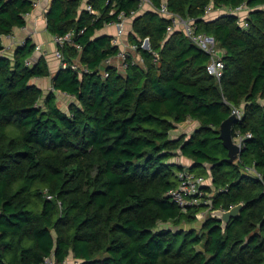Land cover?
<instances>
[{
  "label": "trees",
  "instance_id": "1",
  "mask_svg": "<svg viewBox=\"0 0 264 264\" xmlns=\"http://www.w3.org/2000/svg\"><path fill=\"white\" fill-rule=\"evenodd\" d=\"M36 1L0 0V264H264V0H52L47 32L73 33L60 48L68 66L53 76L44 57L30 63V40L10 55L2 44ZM163 2L214 39L219 78L180 29L167 33ZM241 5L243 19L227 12ZM121 12H135L124 34L140 62L105 67L120 49L99 32ZM49 77L43 97L32 80ZM56 92L73 99L66 112ZM232 109L242 111L232 137H251L228 163L219 127ZM187 120L198 127L171 139ZM182 170L210 180L209 211L166 196ZM238 204L223 231L210 212Z\"/></svg>",
  "mask_w": 264,
  "mask_h": 264
},
{
  "label": "built area",
  "instance_id": "2",
  "mask_svg": "<svg viewBox=\"0 0 264 264\" xmlns=\"http://www.w3.org/2000/svg\"><path fill=\"white\" fill-rule=\"evenodd\" d=\"M141 5H148L150 4L149 0H140ZM35 5V4H34ZM85 10L92 14L96 15L97 13L92 9L90 5H86ZM249 9L245 5H241L237 7L234 10H227V12L235 13L238 16H240L241 19L245 17V14H247ZM214 10L211 6L207 7L206 14L212 13ZM217 12H220L219 9L216 10ZM158 12L169 19L170 24L167 26V33H171L175 29H180L183 34L192 42L194 43L198 48H200L202 51H204L209 56V63L207 65V71L210 75L219 78L222 74V68L223 63L220 58V51L217 48V45L214 41V39L210 36H207L202 33L196 32V27L194 25L193 20H186L182 19L176 14L170 13L167 10V7L165 3L163 2L161 4V7L158 9ZM240 13V14H239ZM135 12H131L130 15H126L123 12H121L118 17L117 21L114 22L115 26V34L112 37L111 43L114 45L119 44V39L124 35L125 32V25L129 21V19L134 16ZM28 14H26V17ZM73 33L68 32L64 36L61 37H54L53 41L56 45V50L54 52L55 58L60 62L61 68H66L68 65L64 61L63 54L60 50V48L67 43H71ZM145 39L141 47L144 49L148 48V44L146 46ZM148 43V41H147ZM79 48V47H78ZM126 49L128 50H119L118 54L116 55V59L120 60L118 63H120V66H117L116 64L111 63V58L104 61L103 65L106 66H117L120 68H124L126 66V58L136 52V46L132 44H128ZM2 53L0 52V55ZM133 54V55H134ZM137 56V57H136ZM135 60H138L140 62V58L138 55H135ZM27 64H29L27 62ZM70 68L79 73H87L89 72L86 67L81 66L80 64L72 63L70 65ZM102 78H105L108 76L107 72L105 70L101 71ZM231 115H235L237 122L241 120L242 118V111L239 109H232ZM251 137L250 133L241 134L239 132H235L234 136L232 137L233 142L238 145L239 147H244V140ZM250 172L254 173L253 170H250ZM259 177V176H258ZM260 178V177H259ZM176 180H177V187L169 190L166 193V196L170 199L171 202L176 204L178 207L184 208L186 206H200L203 205L206 207L205 211H209L211 208V193L206 192L205 187L210 186L206 179L203 176H198L190 171L182 170L176 173ZM47 199H51V195L45 194ZM204 212L199 213L196 215V218L198 220H201L204 217ZM41 264H54L52 257H47L43 260ZM63 264H66L63 263ZM73 264H77L76 261H73Z\"/></svg>",
  "mask_w": 264,
  "mask_h": 264
},
{
  "label": "crops",
  "instance_id": "3",
  "mask_svg": "<svg viewBox=\"0 0 264 264\" xmlns=\"http://www.w3.org/2000/svg\"><path fill=\"white\" fill-rule=\"evenodd\" d=\"M52 0H37L31 12L26 17V24L22 28H16L12 32L11 35L2 37V44L5 48V52L7 55H10L13 50L23 45L26 40H30L32 44L35 45V51L33 52L30 63L32 61L37 60L40 57H44L51 76H53L57 70L60 68V62L55 58L54 52L56 50V45L53 41V36L47 32L46 27V13L49 9L50 3ZM126 26V25H125ZM125 33V32H124ZM102 35L112 36L115 34V26L114 24H109L104 27L103 30L99 32ZM128 42L126 41L125 34L119 39L118 47L120 50H128L126 49ZM134 54V53H132ZM135 55V54H134ZM137 57V56H136ZM119 59L116 57L111 58V63L120 66ZM120 68V67H118ZM32 84L36 85L42 91L43 97L50 92L51 89V78H34L32 80ZM56 94V102L60 108V105L66 103V109H61L63 111H67L68 105L73 102V99L63 93H55ZM198 127V123L193 120H187L177 126V128L172 131L170 134L171 139H175L177 136L181 134H185L188 137L196 128ZM180 165H190V161L184 157L178 156L174 159ZM207 168V166H206ZM207 182L210 183V180ZM73 263L72 259L66 260V264Z\"/></svg>",
  "mask_w": 264,
  "mask_h": 264
},
{
  "label": "water",
  "instance_id": "4",
  "mask_svg": "<svg viewBox=\"0 0 264 264\" xmlns=\"http://www.w3.org/2000/svg\"><path fill=\"white\" fill-rule=\"evenodd\" d=\"M146 41V46H147ZM237 122L235 115H230L225 121H223L219 127V138L222 141L223 147L227 150L228 163L234 162L239 154L243 151V147H239L232 140V127ZM242 208V204L231 207L228 210H214L210 212L212 217H215L220 223L221 229L224 231L229 221L236 218Z\"/></svg>",
  "mask_w": 264,
  "mask_h": 264
},
{
  "label": "rangeland",
  "instance_id": "5",
  "mask_svg": "<svg viewBox=\"0 0 264 264\" xmlns=\"http://www.w3.org/2000/svg\"><path fill=\"white\" fill-rule=\"evenodd\" d=\"M240 14V13H239ZM66 104H67V101H66V103H64V104H62V105H60L62 108L61 109H66ZM201 221H202V219H201ZM185 229H188V228H194V229H196V230H198L199 229V222H197V223H195V224H192V225H185V226H183ZM70 264H73V263H70Z\"/></svg>",
  "mask_w": 264,
  "mask_h": 264
}]
</instances>
